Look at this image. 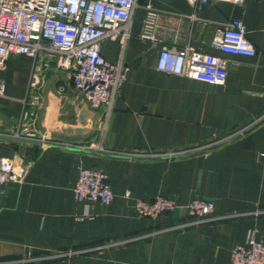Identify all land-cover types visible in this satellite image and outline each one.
I'll list each match as a JSON object with an SVG mask.
<instances>
[{
    "label": "crops",
    "instance_id": "obj_1",
    "mask_svg": "<svg viewBox=\"0 0 264 264\" xmlns=\"http://www.w3.org/2000/svg\"><path fill=\"white\" fill-rule=\"evenodd\" d=\"M148 4L139 0L130 39L101 44L109 62L130 68L111 109L91 108L46 53L11 57L0 72V158L27 168L0 192V264H232V250L251 232L264 243V215L253 214L264 210V0L211 3L197 15L202 20L190 18L187 0L152 2L164 12L159 44L140 38ZM233 18L243 20L257 55L225 56V85L158 72L162 44L221 55L211 41ZM25 111L36 118L22 122ZM93 145L105 152L82 149ZM173 153L180 155L165 156ZM80 168L108 176L112 204L76 201ZM159 196L179 207L156 219L138 216V200ZM196 198L213 202L217 218L240 216L176 229ZM83 216L90 219L77 221Z\"/></svg>",
    "mask_w": 264,
    "mask_h": 264
},
{
    "label": "built area",
    "instance_id": "obj_2",
    "mask_svg": "<svg viewBox=\"0 0 264 264\" xmlns=\"http://www.w3.org/2000/svg\"><path fill=\"white\" fill-rule=\"evenodd\" d=\"M145 7L147 16L141 39L159 44L156 36L157 21L161 13L148 0ZM194 8L192 20L204 8L215 2H229L242 6L244 0H187ZM139 7V0H0V72L7 68L11 57L27 56L36 59L46 53L57 61L59 69L72 75L74 87L83 94L86 102L93 109L112 108L114 100L128 78L130 68L123 63L112 64L101 52L104 41L115 42L120 37L130 39V24L134 11ZM211 47L221 55L203 54L189 49H177L167 44L161 45L156 69L168 76L184 77L212 85H225L229 76L230 63L225 56L253 58L256 48L247 38L246 27L241 18H233L222 24V29L212 41ZM5 84L0 79V97L4 96ZM37 104V102H35ZM34 103V104H35ZM36 118L34 111H25L21 121ZM106 124L102 125L105 131ZM0 136H2L0 134ZM17 138H21L19 134ZM45 146L73 148L66 143L55 142L41 137H28ZM84 150L105 152L102 146L82 147ZM203 149V148H201ZM182 152L180 154H186ZM119 154L128 158L143 156L127 153ZM173 153L165 156L180 155ZM26 167H17L13 160L0 158V192L4 185L21 181ZM73 194L79 203H99L110 205L115 194L109 184L108 176L98 170L80 168ZM131 192L125 193L129 199ZM176 201L157 197L153 201L138 200L136 211L143 218L156 219L172 213L178 208ZM189 220L176 229L208 224L216 220L240 215L215 217L214 203L196 198L187 206ZM255 216L264 215V210H256ZM88 216L77 221L89 220ZM86 251L69 252L57 256H73ZM88 252V251H87ZM232 264H264V243L256 239L251 232L244 246L232 250Z\"/></svg>",
    "mask_w": 264,
    "mask_h": 264
}]
</instances>
